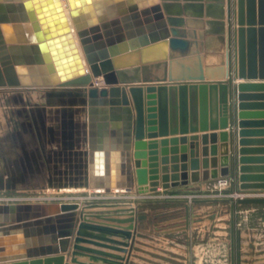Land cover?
<instances>
[{"label":"water","instance_id":"1","mask_svg":"<svg viewBox=\"0 0 264 264\" xmlns=\"http://www.w3.org/2000/svg\"><path fill=\"white\" fill-rule=\"evenodd\" d=\"M3 1L24 2L37 33L5 40L0 25V104L3 96L8 124L0 134V191L177 194L200 180L203 132L202 179L229 184L213 190L228 196L185 200V227L193 203H228L236 264V207L264 205V147H250L264 140L248 138L264 133L252 129L264 126L252 119L264 117L254 111L264 107L255 101L264 100V0H197L185 3L195 12L186 17L180 0H67L69 16L61 0L50 8L45 0ZM50 13L59 21L49 23ZM110 147L122 177L103 182L92 164ZM170 201L0 202V264H64L60 252L68 250L75 226L74 257L66 264H75L79 251L105 264H129L139 223L148 219L139 205Z\"/></svg>","mask_w":264,"mask_h":264},{"label":"crops","instance_id":"2","mask_svg":"<svg viewBox=\"0 0 264 264\" xmlns=\"http://www.w3.org/2000/svg\"><path fill=\"white\" fill-rule=\"evenodd\" d=\"M197 0H180L182 14L195 15L193 8L185 7V3H194ZM53 0H45L44 4L48 8L51 7ZM64 8V15L69 16L70 7L67 0H61ZM24 2H0V25L2 28L1 35L5 40L24 41L25 39L35 38L36 29L33 24L34 21L30 19V9L25 8ZM27 17V20H23ZM60 15L50 13L48 17L49 23H56L59 21ZM37 22V20H36ZM74 39L77 41L78 48L82 53V45L77 36V32H73ZM207 39V36H206ZM65 41V39H63ZM20 43L19 45H23ZM206 48V47H205ZM96 47L94 51H98ZM205 50V49H204ZM190 53L195 51L192 46ZM213 53V52H212ZM206 56V53L204 54ZM23 57V53L19 54ZM24 58V57H23ZM190 66L194 68V65L190 63ZM89 69V66L86 65ZM101 84V83H100ZM252 93H261L252 92ZM254 101V100H253ZM264 101V100H255ZM2 107L4 108L6 102L2 99ZM0 104V106H1ZM262 110L263 108H257L254 111ZM253 120L262 121L264 117L252 118ZM252 129L264 130V126H256ZM204 133H211L204 132ZM203 132H199V164L198 171L200 180L198 182H189L188 186H179L182 192L171 195H147L143 197H137L135 195L116 194L115 190L108 195H98L90 197L95 200H119L125 199L133 201L134 199H149V200H162L168 198L170 202H151L148 204H140V213H146L148 219L146 222L139 223V233L141 236H137L129 264H231V230H230V206L228 203H209V202H196L191 205L189 211V226L185 227L187 211L184 206V201L189 199L204 200L209 198L227 197L226 194H215L213 190L220 187H227L229 184H220L217 181H204L202 179L204 171V161L202 143ZM192 134H187L189 138ZM181 137L182 135H177ZM171 137V136H168ZM253 140H264V133L259 135H252L248 137ZM160 144L163 137L156 138ZM238 134L235 132L234 145L238 148ZM110 144L112 140L110 138ZM189 145V142H188ZM211 145H208V148ZM158 164L161 169V147L158 146ZM171 146H169L170 148ZM250 147H264L263 142H254ZM221 143L218 141V170L220 171V152ZM117 150L110 147L108 156H95L93 162V168L95 171H103L101 178L103 182L108 179L110 182L121 178V164L120 158L117 155ZM189 154V151H188ZM171 155V154H170ZM211 168V158L208 156ZM182 163V162H181ZM188 165L189 178L191 180L192 164L191 157L186 162ZM171 165V164H170ZM99 177V176H97ZM159 191H163L160 186ZM78 191V190H77ZM84 192L93 193L94 190H83ZM76 192V190H72ZM249 195V193H248ZM52 199H57L59 196H50ZM49 197V198H50ZM48 198V199H49ZM61 198V197H60ZM61 199H67L63 196ZM72 199V198H70ZM75 199V198H73ZM85 199V198H83ZM183 201V202H180ZM264 214V206L261 205H239L236 207V252L239 255L236 264H264V218H258L255 223H252V217ZM80 220V216H77V222ZM77 226L73 228L71 242L68 250L60 252L64 255V264L70 263L72 258L73 247L75 244L74 238L77 233ZM96 235H100L99 232H94ZM115 239L117 236H113ZM79 245L94 247L95 249H101L102 251H109L117 253L119 255L126 254L119 253L106 248H97L86 242H79ZM75 264H105L104 260L100 257L92 258L89 253L83 251L77 252L75 256Z\"/></svg>","mask_w":264,"mask_h":264},{"label":"rangeland","instance_id":"3","mask_svg":"<svg viewBox=\"0 0 264 264\" xmlns=\"http://www.w3.org/2000/svg\"><path fill=\"white\" fill-rule=\"evenodd\" d=\"M2 99H3V96H2ZM5 121H6V118H5L4 114H3L2 108L0 106V134H3L5 127L8 126L7 123L5 124ZM52 193H55L56 195H58L59 198H60V196H62V197L63 196H65V197L69 196L70 198L77 196L75 194L77 192H72V190H69V189H54V190L50 189L47 193L38 192V191H8V190H4V191H0V198L1 197H5V196H16V195H24L26 197L27 196H31V195H34V196L39 195V196H37L39 199H35V200H46L52 195ZM78 195H80V194H78ZM84 196H87V194H85ZM69 197H66V198H69ZM50 199H52V198H50ZM35 200H31V199H17V200H15L14 199V200H10V201L0 200V202H18V201L20 202V201H35ZM52 200H57V199H52ZM242 206H244V205H242ZM261 206H264V205H261ZM260 217L264 218V214L263 215H258L256 217H252V221L251 222L255 223L258 220V218H260Z\"/></svg>","mask_w":264,"mask_h":264},{"label":"bare ground","instance_id":"4","mask_svg":"<svg viewBox=\"0 0 264 264\" xmlns=\"http://www.w3.org/2000/svg\"><path fill=\"white\" fill-rule=\"evenodd\" d=\"M97 81H99V80H96V82ZM226 183H224V185H225ZM50 190V189H49ZM49 190H47V192L49 191ZM52 190H54V189H52ZM69 190H78V191H76L77 193H75L77 196H75V197H71L72 199H70V197L69 196H66V197H69V198H67V199H64V200H73V198H75V199H78V200H85V199H91L90 197H93V196H98V195H96V194H94V192L93 193H88V192H86V194H88L87 196H82L81 194L80 195H78L79 193H84V189H69ZM88 190V189H87ZM90 190V189H89ZM46 192V193H47ZM79 192V193H78ZM41 194V193H40ZM24 195H16V196H5V197H1L0 198V200H5V201H10V200H17V199H31V200H35V199H39L37 196H39V195H37V196H34V195H31V196H24ZM51 196H56V194L55 193H52V195ZM58 196V195H57ZM60 197H62V196H60ZM50 198H52V197H50ZM46 199V200H52V199ZM83 198H85V199H83ZM57 200H63V199H61V198H57Z\"/></svg>","mask_w":264,"mask_h":264},{"label":"built area","instance_id":"5","mask_svg":"<svg viewBox=\"0 0 264 264\" xmlns=\"http://www.w3.org/2000/svg\"><path fill=\"white\" fill-rule=\"evenodd\" d=\"M220 184H222V183H220ZM189 200L191 201V200H193V199L191 198V199H189Z\"/></svg>","mask_w":264,"mask_h":264},{"label":"flooded vegetation","instance_id":"6","mask_svg":"<svg viewBox=\"0 0 264 264\" xmlns=\"http://www.w3.org/2000/svg\"><path fill=\"white\" fill-rule=\"evenodd\" d=\"M15 127H16V124H15ZM15 127H14V128H15Z\"/></svg>","mask_w":264,"mask_h":264}]
</instances>
